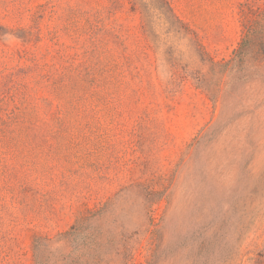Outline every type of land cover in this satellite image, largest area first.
I'll use <instances>...</instances> for the list:
<instances>
[{"label": "rangeland", "instance_id": "obj_1", "mask_svg": "<svg viewBox=\"0 0 264 264\" xmlns=\"http://www.w3.org/2000/svg\"><path fill=\"white\" fill-rule=\"evenodd\" d=\"M164 1L187 30L0 0V264H212L264 220V59L233 58L264 0Z\"/></svg>", "mask_w": 264, "mask_h": 264}, {"label": "trees", "instance_id": "obj_2", "mask_svg": "<svg viewBox=\"0 0 264 264\" xmlns=\"http://www.w3.org/2000/svg\"><path fill=\"white\" fill-rule=\"evenodd\" d=\"M157 1L162 7L167 9L181 30H187L172 14L168 4L164 0ZM262 20L263 24L259 22L246 27L244 38L233 52V58L236 61L243 62L245 58L264 59V18ZM200 49V46H197V50L200 51ZM261 219H263V216L254 224L243 222L239 226L238 238L233 244H229L228 246L226 243L221 248L217 247L211 253L214 260L212 264H264V220ZM229 227L230 229L235 228L231 225ZM72 230L74 229L72 228ZM71 236L73 237V234ZM201 247L202 243L199 244V252H201ZM36 264H41V262L38 261Z\"/></svg>", "mask_w": 264, "mask_h": 264}]
</instances>
